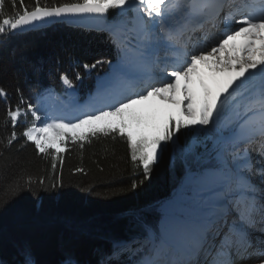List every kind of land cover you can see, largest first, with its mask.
<instances>
[{
    "label": "snow or ice",
    "instance_id": "snow-or-ice-1",
    "mask_svg": "<svg viewBox=\"0 0 264 264\" xmlns=\"http://www.w3.org/2000/svg\"><path fill=\"white\" fill-rule=\"evenodd\" d=\"M113 10L118 15L108 21ZM71 16L103 23L119 58L115 65L97 59L72 68L79 81L80 68L110 67L92 100L71 105L75 119L48 122L22 89L13 104L0 86L7 133L0 143L10 147L22 136L51 158L50 175L22 176L12 194L57 201L64 183L56 172L68 141L82 150L101 134L126 141L133 170L130 185L109 195L135 191L150 179L169 142L176 146L180 177L177 196L168 202L121 214L129 221L124 236L104 232L92 217L58 216L72 236L99 237L107 247H94L83 259L77 247L62 242L56 264H264V0H0V42ZM58 71L74 88L69 70ZM21 118L27 125L18 134ZM184 129L195 135L180 145ZM13 264L40 261L24 244Z\"/></svg>",
    "mask_w": 264,
    "mask_h": 264
},
{
    "label": "trees",
    "instance_id": "trees-1",
    "mask_svg": "<svg viewBox=\"0 0 264 264\" xmlns=\"http://www.w3.org/2000/svg\"><path fill=\"white\" fill-rule=\"evenodd\" d=\"M25 2L30 4L32 0ZM105 38L108 39L106 35L101 37L63 24L45 31L13 34L6 42H0V67H7L6 72L0 71V86L8 90L13 104L18 99L19 87L24 99L36 105L40 92L66 88L59 79L58 70L72 69L97 59L114 62L116 51ZM33 65L42 70L33 72ZM79 70L83 77L102 76L105 73L100 71L109 70V65H99L91 73H85L82 68ZM70 76L76 84L78 81L72 70ZM4 116L5 105L0 102V139L7 134ZM26 125L27 121L21 118L17 133H21ZM10 131L9 125L7 132ZM191 138L192 131L181 130L178 144L183 145ZM63 158L62 170L58 167L56 172L60 175L62 171L63 195L57 201L45 198L37 202L30 194L13 195L10 189L22 176L50 175L51 158L38 154L34 145L22 136L10 147L0 143V261L4 264H13L17 250L24 244L32 246L40 264H56L62 242L71 243L83 259H90L91 250L97 246L107 247L106 241L99 237L72 236L56 222L58 216L92 217L104 232L124 236L128 233L129 221L122 213L129 208L165 203L177 192L180 168L176 146L171 142L161 152L150 179L135 191L114 195L109 194L115 189L128 187L133 179L129 150L126 141L118 134H101L85 143L82 150L78 144L68 141ZM78 167H83L85 172H75ZM101 167L103 171H100ZM137 176H141L139 171ZM89 186L95 191L87 192L85 189Z\"/></svg>",
    "mask_w": 264,
    "mask_h": 264
},
{
    "label": "water",
    "instance_id": "water-1",
    "mask_svg": "<svg viewBox=\"0 0 264 264\" xmlns=\"http://www.w3.org/2000/svg\"><path fill=\"white\" fill-rule=\"evenodd\" d=\"M62 22H65L68 26L82 27L85 29H92V30H103L105 28V25L103 23L95 20L94 18H81L79 16H71L65 19H52L47 23L40 24L35 29H29L27 31L48 28L51 27L54 23H62Z\"/></svg>",
    "mask_w": 264,
    "mask_h": 264
},
{
    "label": "rangeland",
    "instance_id": "rangeland-1",
    "mask_svg": "<svg viewBox=\"0 0 264 264\" xmlns=\"http://www.w3.org/2000/svg\"><path fill=\"white\" fill-rule=\"evenodd\" d=\"M117 11H115V10H113L112 11V14H114L111 18H113L114 16H115V13H116ZM48 95H45L43 98H42V102L40 103V106H43L44 105V108H47L50 104H56V103H58L59 101H60V99H58L55 95H52V94H50L48 97H47ZM45 99V101H44V104H43V100ZM62 102H64L63 100H61ZM57 110H58V112H59V114H60V112H62V111H64L63 110V105H61L60 107H58L57 108ZM43 113V111L41 112V114ZM69 116V113L67 112V113H65V115H64V117L65 118H67ZM73 118V117H72ZM48 122H50L49 120H48ZM42 123V122H41ZM51 135V134H50ZM195 135V134H194ZM176 196V195H175ZM174 196V197H175ZM168 202V201H167Z\"/></svg>",
    "mask_w": 264,
    "mask_h": 264
},
{
    "label": "bare ground",
    "instance_id": "bare-ground-1",
    "mask_svg": "<svg viewBox=\"0 0 264 264\" xmlns=\"http://www.w3.org/2000/svg\"><path fill=\"white\" fill-rule=\"evenodd\" d=\"M221 28H223V25H221ZM78 116V113L76 111L73 112L72 119H75ZM177 196V195H176Z\"/></svg>",
    "mask_w": 264,
    "mask_h": 264
}]
</instances>
